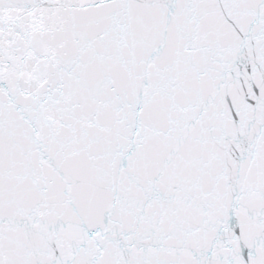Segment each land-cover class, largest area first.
Listing matches in <instances>:
<instances>
[{
  "label": "snow or ice",
  "instance_id": "1",
  "mask_svg": "<svg viewBox=\"0 0 264 264\" xmlns=\"http://www.w3.org/2000/svg\"><path fill=\"white\" fill-rule=\"evenodd\" d=\"M0 264H264V0H0Z\"/></svg>",
  "mask_w": 264,
  "mask_h": 264
}]
</instances>
